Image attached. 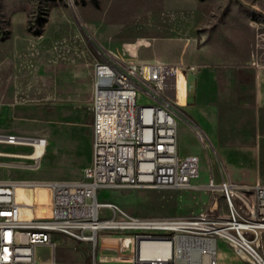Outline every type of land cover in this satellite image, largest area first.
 <instances>
[{"label": "rangeland", "instance_id": "rangeland-1", "mask_svg": "<svg viewBox=\"0 0 264 264\" xmlns=\"http://www.w3.org/2000/svg\"><path fill=\"white\" fill-rule=\"evenodd\" d=\"M103 53L169 60L171 80L175 66H186L187 93L177 104L179 143L183 154L201 157V171L187 188H110L100 192V201L139 217L225 215L223 194L208 186L212 175L264 184V115L240 83L242 65L264 64V0H0V133L47 140L39 163L0 155V180L82 177L93 150L94 64ZM216 68L226 92L213 100L221 115L210 120V133L193 117L194 80L201 69ZM33 150L0 143L2 152ZM34 195V214L48 216L50 187H36ZM120 216L114 207L102 212L103 219ZM54 240L38 249L43 264L130 261L135 253L133 233L113 227L99 231L97 245L61 232ZM218 254L224 264L241 260L223 239Z\"/></svg>", "mask_w": 264, "mask_h": 264}, {"label": "built area", "instance_id": "built-area-1", "mask_svg": "<svg viewBox=\"0 0 264 264\" xmlns=\"http://www.w3.org/2000/svg\"><path fill=\"white\" fill-rule=\"evenodd\" d=\"M171 66L159 58L122 59L105 53L95 62L91 161L78 179L0 180V264H43L38 248L54 246L56 232L97 245L103 229L98 225L108 207L99 199L104 189L194 185L201 157L180 149ZM24 139L34 150V142L47 141L0 133V143L25 144ZM40 183L52 192L50 213L45 217L28 213L17 197L21 185L36 188ZM208 186L223 194L225 215L139 217L110 203L121 212L113 219V228L133 233L135 253L130 261L94 257L91 264H224L218 254L221 239L241 259L227 264H264V184L236 182L230 177L217 181L212 175ZM145 241L150 243L149 255L141 250ZM51 264L84 263L54 260Z\"/></svg>", "mask_w": 264, "mask_h": 264}, {"label": "crops", "instance_id": "crops-1", "mask_svg": "<svg viewBox=\"0 0 264 264\" xmlns=\"http://www.w3.org/2000/svg\"><path fill=\"white\" fill-rule=\"evenodd\" d=\"M150 43L149 45H151ZM143 59H151L150 57L144 56ZM165 61H169L163 59ZM205 72V73H204ZM240 76V83L242 90H248L251 92L254 97V102L257 105L259 111V115H264V64L259 61H250L249 63L242 65ZM207 73L209 74L208 76ZM215 74L213 77L215 81L213 82V78L211 74ZM221 73L222 69H209L208 71H204V69L200 70L198 79L194 80V110L193 117L195 121L199 124V126L207 132H214V125L211 124L212 117H215L217 121V117L221 115L219 108H216V104L213 102L214 98L218 100L221 94L226 92V88L221 86ZM88 76H90V80H92L93 70L90 69L86 72ZM92 84V82H91ZM215 85V86H214ZM94 87V86H93ZM214 107V108H213ZM215 123V122H214ZM2 129V128H0ZM41 187V186H40ZM23 190V189H21ZM28 192L34 194L35 188L33 189H24ZM23 202L32 205L33 214L35 213V202L34 197L32 199L26 200L21 199ZM40 250V246L38 248Z\"/></svg>", "mask_w": 264, "mask_h": 264}, {"label": "bare ground", "instance_id": "bare-ground-1", "mask_svg": "<svg viewBox=\"0 0 264 264\" xmlns=\"http://www.w3.org/2000/svg\"><path fill=\"white\" fill-rule=\"evenodd\" d=\"M184 69H185L184 66H182V67H176L175 66L174 83H175V97L177 99V104H181L180 101L181 102L185 101V94L187 93V77L185 75ZM179 70H180V72H179ZM24 140H25L24 141L25 144L28 143V139H24ZM34 143L36 145V148L31 154H14V153H10V152H4L1 154L7 155V156H20V157L33 158V159H36V161L39 163L47 152V141H39V142H34ZM40 186H48V185L45 183H40L38 185V187H40ZM33 188H35V187H33ZM33 188L21 185L17 191L18 200L23 203L25 210L30 214H33V211H32V208L30 207V205L23 202L19 198L26 199V200L32 199L34 194L31 192H28L24 189H33ZM21 189H23V190H21ZM34 198H35V195H34ZM103 203H104V205H106L108 207L111 206L110 203H107V202H103ZM113 219L114 218L102 219L98 225L99 228L101 229V228H107V227L115 226ZM149 245H150V243L147 241L142 243L141 250H142L143 254L149 255L152 253L151 250L149 249Z\"/></svg>", "mask_w": 264, "mask_h": 264}]
</instances>
